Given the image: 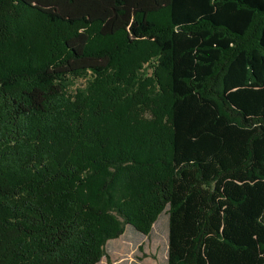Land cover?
<instances>
[{
    "label": "trees",
    "instance_id": "trees-1",
    "mask_svg": "<svg viewBox=\"0 0 264 264\" xmlns=\"http://www.w3.org/2000/svg\"><path fill=\"white\" fill-rule=\"evenodd\" d=\"M166 208V264H264V0H0V264Z\"/></svg>",
    "mask_w": 264,
    "mask_h": 264
},
{
    "label": "rangeland",
    "instance_id": "rangeland-1",
    "mask_svg": "<svg viewBox=\"0 0 264 264\" xmlns=\"http://www.w3.org/2000/svg\"><path fill=\"white\" fill-rule=\"evenodd\" d=\"M84 80L76 82L82 86ZM122 221L121 219H119ZM168 244L167 208L158 216L148 235L123 225L118 238L106 241L98 264H166Z\"/></svg>",
    "mask_w": 264,
    "mask_h": 264
}]
</instances>
